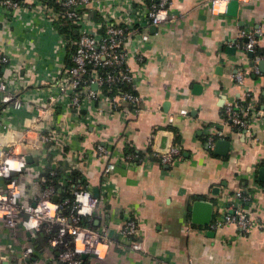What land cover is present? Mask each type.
<instances>
[{"label": "crops", "instance_id": "obj_1", "mask_svg": "<svg viewBox=\"0 0 264 264\" xmlns=\"http://www.w3.org/2000/svg\"><path fill=\"white\" fill-rule=\"evenodd\" d=\"M142 3L132 0L130 7ZM110 8L109 2L92 6L89 16L99 19ZM167 14L171 19L157 24L142 20L148 38L138 51L136 35L125 43L134 90L142 97L138 112L126 120L109 102L94 100L88 104L90 118L73 120L71 112L59 108L55 115L58 128L69 135L67 158L79 160L71 153H82L84 176L91 191L98 187L97 196L104 160L94 151L96 143L109 146L115 160L111 190L99 200L92 220L95 227L106 226L115 243L103 258L84 255V264H264V191L259 186L264 181L259 179L264 114L257 113L264 106V0L237 1L220 13L211 11L209 0H168ZM116 17L120 19L118 13ZM40 22L38 15L20 10L0 33V48L10 56L11 68L34 71L29 87L35 95L40 92L33 83L53 76L68 52L54 30L36 29ZM257 28L261 33L249 53L239 32ZM256 55H261L258 61ZM236 72L242 73V82ZM249 96L250 133L224 118L227 104L241 106ZM8 117L19 128L35 124L27 107ZM218 130L222 133L209 144V134ZM27 135L38 143L33 129ZM219 139L228 144L216 146ZM168 145L177 146L179 153L170 163L160 162L154 151L163 152ZM128 147L134 155L125 160ZM27 151L32 160L19 173L24 184L34 181L40 168L30 153L33 148ZM237 190L251 194L254 223L246 231L233 223L208 227L237 204ZM199 200L210 203L207 223L192 218ZM128 218L137 222L138 250L118 232ZM30 241L41 264H56V252L42 230L32 234L0 220V264L17 260Z\"/></svg>", "mask_w": 264, "mask_h": 264}, {"label": "built area", "instance_id": "obj_2", "mask_svg": "<svg viewBox=\"0 0 264 264\" xmlns=\"http://www.w3.org/2000/svg\"><path fill=\"white\" fill-rule=\"evenodd\" d=\"M229 1L209 0L210 9L214 13L224 12ZM104 2H109L111 8L103 12L101 18L92 19L89 16L92 6L98 8ZM131 3L132 0H0L1 34L20 10L38 15L41 22L35 26L36 29L51 28L65 47L69 40L58 32L54 22L62 18L69 20L77 31L76 39L72 40L71 63L66 65L62 62L53 76L46 74L38 78L37 83H33L40 92L37 95L29 87L32 85L29 76L34 71L11 68L10 56L0 48V104H3L0 107V220L9 228L22 227L32 234L42 230L47 244L56 252V264H84V255L103 258L115 243L106 226L95 227L92 224L99 200L111 190L110 174L115 168L111 148L101 142H97L94 148L97 157L104 160L101 192L97 196L89 184L82 182L85 178L82 153H71L72 157L81 158L79 160L67 158L70 151L66 152L64 148L69 146V135L58 128L55 115L59 108L62 112H71L73 120L90 118L88 104L94 100L109 102L121 111L126 120L139 111L142 97L134 90L125 43L136 35L134 49L138 51L141 42L148 38L142 30V20L147 18L152 24H157L171 19V16L167 14L168 0H144V4L130 7ZM117 13L119 20L116 19ZM260 33L258 28L241 30L239 36L245 40L244 49L254 51ZM260 58L261 55L255 56L256 61ZM8 67L10 70L6 72ZM254 70L258 71L256 65ZM235 78L242 82L244 77L241 72H236ZM247 95H250L249 91ZM24 107L31 110L35 124L19 128L10 123L8 114ZM251 107V102L241 106L227 104L225 121L250 133L248 112ZM257 113L264 114V106L257 109ZM31 129L37 134V144L27 135ZM221 133L220 130L211 132L208 143H212L214 134ZM28 148H33L30 153L40 167L57 158L66 160L68 169L77 164L80 166L83 172L78 182L73 184L71 196L59 198L52 183L23 186L18 176L28 165ZM178 153L179 148L174 145L163 152L154 151L163 163L172 162ZM133 155L124 153L122 158L129 160ZM259 186L264 191V181L259 182ZM54 195L57 199H53ZM234 195L237 204L218 220L209 222L208 227L233 223L246 231L254 223L250 216L251 194L237 190ZM118 232L127 239L129 247L140 249L135 219L125 220ZM20 253V257L10 264L42 263L32 241ZM158 264L164 262L158 260Z\"/></svg>", "mask_w": 264, "mask_h": 264}, {"label": "trees", "instance_id": "obj_3", "mask_svg": "<svg viewBox=\"0 0 264 264\" xmlns=\"http://www.w3.org/2000/svg\"><path fill=\"white\" fill-rule=\"evenodd\" d=\"M55 27L58 29V32L64 35L69 41L67 43V56L65 57L64 63L66 65L70 64V54L74 49V44L72 40H75L77 37V31L75 29L74 24H72L69 20L66 19H58L54 22ZM249 97L244 99V103H249ZM3 104H0L2 107ZM64 150L67 152L69 147H65ZM130 152V148L124 150V153ZM66 160H58L57 162H50L38 168V172L36 175V179L34 181H29L25 183L23 186L28 187L31 185H46L48 183H52L55 186V193L59 196V198L63 196L72 195V186L74 183L78 182L82 175V170L80 166L77 164L75 167L67 168ZM51 170H54V173H51ZM19 181L22 183V180L19 178ZM83 183L89 184L84 178L82 180Z\"/></svg>", "mask_w": 264, "mask_h": 264}, {"label": "water", "instance_id": "obj_4", "mask_svg": "<svg viewBox=\"0 0 264 264\" xmlns=\"http://www.w3.org/2000/svg\"><path fill=\"white\" fill-rule=\"evenodd\" d=\"M235 4H237V0H230L228 2V7L233 6ZM249 53H252V52L249 51ZM93 86H95V85H93ZM227 144H228V141L225 139H219L216 141V146H220V145L223 146V145H227ZM167 148L168 147L163 148L161 151H166ZM26 160H27V162H30L32 160V157L30 154L26 155ZM259 179L264 180V167H262L260 169ZM97 191H98V187L97 186L93 187L92 192L94 193V195L98 194ZM53 199H57V196L54 195ZM209 205H210V203L207 201H204V200L195 201L193 204V210H192L193 220L207 223L210 220L209 213H208Z\"/></svg>", "mask_w": 264, "mask_h": 264}]
</instances>
